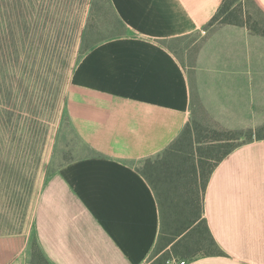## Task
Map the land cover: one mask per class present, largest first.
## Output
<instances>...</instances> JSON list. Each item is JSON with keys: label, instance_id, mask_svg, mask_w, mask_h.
<instances>
[{"label": "crops", "instance_id": "0c3cea01", "mask_svg": "<svg viewBox=\"0 0 264 264\" xmlns=\"http://www.w3.org/2000/svg\"><path fill=\"white\" fill-rule=\"evenodd\" d=\"M110 1L125 31L89 46L66 90L86 150L45 177L31 202V231L48 264H149L162 213L140 162L171 145L201 107L231 129L258 125L259 71L246 26L221 25L178 51L223 0ZM254 2L264 14V0ZM204 215L223 254L188 264H264V139L216 166Z\"/></svg>", "mask_w": 264, "mask_h": 264}, {"label": "rangeland", "instance_id": "374dc122", "mask_svg": "<svg viewBox=\"0 0 264 264\" xmlns=\"http://www.w3.org/2000/svg\"><path fill=\"white\" fill-rule=\"evenodd\" d=\"M32 1H24V9L35 12L27 22L28 32L16 35L24 47L11 68L0 75V264H25V251L31 252L32 264H48L36 250L29 212L40 182L86 150L67 111L70 76L89 46L125 31L109 0ZM252 13L264 31V15ZM217 27H206L178 43L179 53L184 56V46L192 41L201 43ZM252 35L254 66L259 71L258 125L254 128L258 129L264 128V35ZM214 122L198 108L186 125L192 141L198 140L199 134L205 137L208 128L218 130ZM163 152L148 157L138 167L144 170ZM168 234L166 230L156 254L168 244ZM11 237L16 241L9 242ZM155 253L149 264L154 263Z\"/></svg>", "mask_w": 264, "mask_h": 264}, {"label": "trees", "instance_id": "16d2710c", "mask_svg": "<svg viewBox=\"0 0 264 264\" xmlns=\"http://www.w3.org/2000/svg\"><path fill=\"white\" fill-rule=\"evenodd\" d=\"M24 1L0 0V75L11 68L24 47L19 44L16 35L27 34V22L35 14L34 9H24ZM29 2L33 3L32 0ZM255 4L254 0H223L207 27L234 24L246 26L251 34L256 32L264 35L252 10L264 14ZM214 123L220 128H208L207 135L201 137L199 134L196 141H192L189 136V126L184 128L160 158L148 163L144 170L138 167L158 197L162 213L159 241L166 235V230L170 231V238L166 239L168 244L159 252L161 254L155 253L153 264H171L173 258L187 257L193 260L201 256L223 254L212 237L204 215L207 184L216 166L236 147L264 139V128H248L243 132V129H231ZM244 134L247 140H241ZM35 244L36 250L43 256L40 247ZM170 245L171 248L167 249Z\"/></svg>", "mask_w": 264, "mask_h": 264}, {"label": "built area", "instance_id": "2783aa9c", "mask_svg": "<svg viewBox=\"0 0 264 264\" xmlns=\"http://www.w3.org/2000/svg\"><path fill=\"white\" fill-rule=\"evenodd\" d=\"M188 263H189L188 260L185 258H178L176 260L173 259L171 261V264H188Z\"/></svg>", "mask_w": 264, "mask_h": 264}]
</instances>
